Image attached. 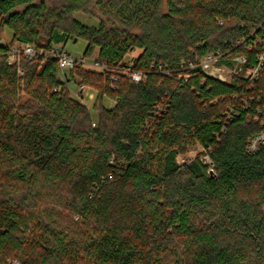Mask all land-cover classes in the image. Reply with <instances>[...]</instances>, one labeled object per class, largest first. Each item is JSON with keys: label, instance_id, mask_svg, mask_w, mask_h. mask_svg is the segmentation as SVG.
<instances>
[{"label": "trees", "instance_id": "16d2710c", "mask_svg": "<svg viewBox=\"0 0 264 264\" xmlns=\"http://www.w3.org/2000/svg\"><path fill=\"white\" fill-rule=\"evenodd\" d=\"M4 29L0 264H264V145L246 149L264 132V59L253 83L201 68L257 65L264 0H0ZM69 40L103 69L8 61Z\"/></svg>", "mask_w": 264, "mask_h": 264}, {"label": "built area", "instance_id": "2783aa9c", "mask_svg": "<svg viewBox=\"0 0 264 264\" xmlns=\"http://www.w3.org/2000/svg\"><path fill=\"white\" fill-rule=\"evenodd\" d=\"M264 38V35H263ZM0 44L1 43V39H0ZM263 51H264V40H263ZM24 55L25 57H28L29 59L32 58H37L39 55H44L47 58L53 59L55 61H57L58 64V68L61 71H68L70 70L73 66L75 65H79L81 64L82 67L85 66H89L91 69H97V70H102L103 68L101 66H99L98 63H96L94 60L91 61V63H86L84 62V58L81 57L80 60H78L75 56L66 53L61 47L56 46V47H52L50 50L43 52L41 50L36 51L35 48L32 45H28V44H24V45H18L16 47H12L10 50V57L8 59L9 62H14L16 57L19 54ZM263 55H260L258 57V63L257 65L246 69L245 71H242V69L238 66L239 64H242L244 61L241 58H237L235 60V62L237 63L236 65H234L233 68H226V67H222L225 68L227 70L233 71V75H237L238 73L242 74V77L247 79L250 83L255 82L258 77L259 74L261 72V67H262V63H263ZM216 59L209 55L207 56V58L201 62V68L204 71V73L210 77H213L217 80L226 82L229 80H225L223 79L221 76L216 75L215 73H213V70L210 71L209 68V63H213L215 65L216 68H219V66H216ZM208 70V71H207ZM123 74L124 75H128L130 77V79L134 82V83H138L141 81L142 76L140 73L137 72H133L131 71V66L127 65V67L123 70ZM231 78V76H230ZM113 80H116V78H113ZM83 86H79L77 88V91L79 92L82 89ZM76 98V97H75ZM77 99V98H76ZM258 110V109H257ZM232 112V111H230ZM229 119H232V115H229L228 117ZM264 145V132L255 135L254 137H251L248 139L247 141V151L249 153H254L255 151L258 150V148L260 146ZM203 160H205L206 163H209V159L207 156H205L203 158ZM6 264H19L16 260H8L6 262Z\"/></svg>", "mask_w": 264, "mask_h": 264}, {"label": "rangeland", "instance_id": "374dc122", "mask_svg": "<svg viewBox=\"0 0 264 264\" xmlns=\"http://www.w3.org/2000/svg\"><path fill=\"white\" fill-rule=\"evenodd\" d=\"M48 6L53 5L57 0H43ZM75 18L77 20H79L83 25L86 26H96L97 24V19L96 18H90L89 16L83 15V14H76ZM11 34L8 30L4 29V31L2 33H0V39H1V43L2 44H7L10 40ZM18 46L17 44L14 45L13 47ZM86 43L78 40V41H67L64 45V51L68 54H71L73 56H75L78 60L81 59L83 51L85 49ZM136 56V53L132 54L129 56V58H132ZM94 59L92 57H86L84 58V62L86 63H91V61H93ZM78 66H80V68L84 69V70H95V69H91L89 66H85L82 67L81 64H79ZM210 71L213 70V73H215L218 76H221L223 79L225 80H230V76L232 77L233 75V71L227 70L225 68L219 67L216 68L215 65L212 63H209V68ZM95 71H100V70H95ZM208 71V70H207ZM62 72H67V71H62ZM73 86L70 85V88H72ZM86 86H83L82 89L78 92L77 90L73 91L72 95L74 97L77 98V100H83V95H82V90L83 88ZM89 88V87H88ZM91 89V88H90ZM95 96V95H94ZM94 100V98H93ZM93 103V101H92ZM92 116L94 117V112H91ZM202 152V148H200L199 146H196L195 148L191 149L189 151V153L187 154V159H191L194 158L198 153ZM186 159L184 158H177V161L179 163L184 162Z\"/></svg>", "mask_w": 264, "mask_h": 264}, {"label": "crops", "instance_id": "0c3cea01", "mask_svg": "<svg viewBox=\"0 0 264 264\" xmlns=\"http://www.w3.org/2000/svg\"><path fill=\"white\" fill-rule=\"evenodd\" d=\"M77 88L78 87H76V86H73L72 88H70L71 93H73V91L77 90ZM82 95H83V100H81V101L79 100V102L83 106H85L86 108H90V106L92 105V101H93L95 92L88 87H84L82 90ZM104 105L107 108H112L114 105V102L107 100V101H105Z\"/></svg>", "mask_w": 264, "mask_h": 264}]
</instances>
